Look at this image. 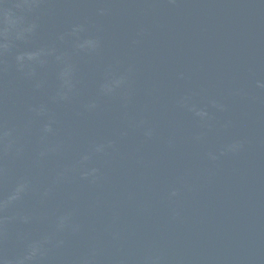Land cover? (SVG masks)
Wrapping results in <instances>:
<instances>
[{"label":"water","instance_id":"water-1","mask_svg":"<svg viewBox=\"0 0 264 264\" xmlns=\"http://www.w3.org/2000/svg\"><path fill=\"white\" fill-rule=\"evenodd\" d=\"M0 264H264V0H0Z\"/></svg>","mask_w":264,"mask_h":264}]
</instances>
